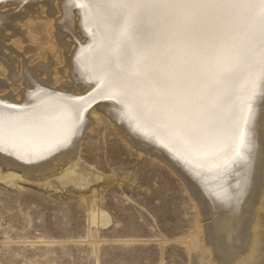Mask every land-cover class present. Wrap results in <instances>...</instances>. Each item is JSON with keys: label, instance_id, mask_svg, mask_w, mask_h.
<instances>
[{"label": "bare ground", "instance_id": "obj_1", "mask_svg": "<svg viewBox=\"0 0 264 264\" xmlns=\"http://www.w3.org/2000/svg\"><path fill=\"white\" fill-rule=\"evenodd\" d=\"M27 1L40 0H0V8ZM41 1L51 8L43 20L0 13V25L10 21L3 23L4 28L0 26V52L13 60L7 53L13 40L23 48L20 54L26 59L25 62L22 59L20 66L19 94L11 89L15 82L13 66L0 59L3 70L0 99L19 107L4 112L6 117L20 121L43 118L52 135L40 140L20 138L15 142L5 135L0 142L3 178L11 181L23 175L50 173L64 181L77 175L75 185H88V173L80 167V136L95 122H107L132 146L152 153L184 179L191 176L205 182L200 186L215 211L209 240L223 256L222 264H243L255 258L264 242L260 217L264 210V77L258 72L244 74L232 84L230 91L212 96L205 94L197 80L188 87L169 88L145 80L141 85L145 102L163 117L145 124L137 120L133 110L119 102V97L101 99L97 94L108 49L106 38L102 39L99 33L94 37L93 33L104 19V9L93 8L90 12L80 6L82 0H59L61 14L52 17L51 3L56 0ZM158 12L154 10L155 14ZM152 23H144L138 39L154 42ZM18 34L20 37L13 39ZM46 44L56 49V55L28 62L31 57L28 54ZM158 51L161 56L166 52L163 45ZM159 67L165 76L170 75L163 64ZM29 81L33 88L28 87ZM80 97L91 106L81 107L77 114L70 102ZM183 117L203 130L199 150L174 131L175 120ZM100 214V219L106 216L104 211ZM91 218L94 224H99L97 211ZM100 223L106 224L107 220Z\"/></svg>", "mask_w": 264, "mask_h": 264}, {"label": "rangeland", "instance_id": "obj_2", "mask_svg": "<svg viewBox=\"0 0 264 264\" xmlns=\"http://www.w3.org/2000/svg\"><path fill=\"white\" fill-rule=\"evenodd\" d=\"M27 2L1 7L0 13L35 21L49 14L46 2ZM51 5L52 17H58L59 0ZM9 44L7 53L14 59L3 51L0 59L13 66L11 89L19 94L26 59L19 43ZM55 51L50 44L36 48L28 62L54 57ZM27 85L33 88L30 81ZM78 148L88 185H75L77 175L62 181L50 173L9 181L0 165V264H222L223 256L209 240L213 206L207 208L173 167L132 146L107 122H95L83 132ZM96 211L99 224L91 221ZM101 211L106 216L100 219ZM260 217L264 230V210ZM243 264H264V242L257 256Z\"/></svg>", "mask_w": 264, "mask_h": 264}, {"label": "snow or ice", "instance_id": "obj_3", "mask_svg": "<svg viewBox=\"0 0 264 264\" xmlns=\"http://www.w3.org/2000/svg\"><path fill=\"white\" fill-rule=\"evenodd\" d=\"M80 6L90 12L104 9V19L93 33L106 38L108 49L97 94L101 99L119 97L145 124L163 118L145 102V80L163 88L188 87L197 80L212 96L230 91L244 74L264 77V0H82ZM146 21L153 22L152 43L138 39ZM160 64L170 75H164ZM70 103L77 114L81 107L91 106L83 97ZM16 109L0 99V142L5 135L10 142L52 135L43 118L20 121L4 115ZM174 131L193 149L202 147L203 130L188 117L177 118Z\"/></svg>", "mask_w": 264, "mask_h": 264}, {"label": "water", "instance_id": "obj_4", "mask_svg": "<svg viewBox=\"0 0 264 264\" xmlns=\"http://www.w3.org/2000/svg\"><path fill=\"white\" fill-rule=\"evenodd\" d=\"M96 102H98V101H96ZM17 108H19V107H17ZM152 152H155V151L152 150ZM185 180L189 184L190 188L192 187V190H195L199 199L202 202H204L205 206L207 208H210V206L212 205V202H211L210 198L207 196V194L203 191L202 187L200 185H198V183L196 184L195 181H193L191 179L186 178Z\"/></svg>", "mask_w": 264, "mask_h": 264}]
</instances>
